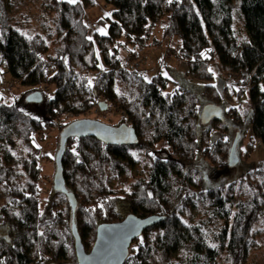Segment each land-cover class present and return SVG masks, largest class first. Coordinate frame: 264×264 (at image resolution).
I'll return each mask as SVG.
<instances>
[{"label":"trees","instance_id":"1","mask_svg":"<svg viewBox=\"0 0 264 264\" xmlns=\"http://www.w3.org/2000/svg\"><path fill=\"white\" fill-rule=\"evenodd\" d=\"M51 1L57 35L52 51L47 37L28 33L14 20L8 0H0V79L54 89H39L45 119L0 94V264H76L72 221L88 251L96 226L126 213L165 218L130 244L123 264H215L220 254L240 264L254 224L264 221V162L246 171L247 194L234 197L238 180L225 179L226 157L232 125H242L243 115L250 139L264 150V0L238 1L242 29L235 26L231 0H104L113 9L97 21L107 34L96 30L91 39L83 14L93 0ZM160 21L161 38L178 46L177 52L163 51L185 62V71L166 64L163 73L161 67L152 74L122 68L119 56L149 46ZM212 63L219 65L217 77ZM240 75V87L225 80ZM236 98H242L240 105ZM99 101L120 113L117 125L134 128L138 142L110 146L91 136L68 137L61 165L75 210L52 186L44 200L36 134L43 135L57 117L86 113ZM208 102L221 105L224 116L202 124ZM141 153L149 173L131 179ZM198 205L207 213L206 224H191L182 214L191 215ZM179 251L182 260L173 256Z\"/></svg>","mask_w":264,"mask_h":264},{"label":"rangeland","instance_id":"2","mask_svg":"<svg viewBox=\"0 0 264 264\" xmlns=\"http://www.w3.org/2000/svg\"><path fill=\"white\" fill-rule=\"evenodd\" d=\"M69 1V0H67ZM77 1V0H76ZM239 0H231L229 5H231L232 14L234 15V23L235 26L239 27L240 29L243 28L241 25V15H240V9H239ZM9 8L11 11V14L14 17V20L18 23L23 25L25 30L28 33L31 32H38L41 35H44L47 37V43L50 46V50L52 51L53 48L56 46L57 41V35L55 34V23L54 19L56 17V12L53 10V3L51 0H8ZM113 6L105 2L104 0H93V4L89 7H87L83 14V22H86L88 26V35L91 37L94 33V31H99L101 29H104L97 19L101 17L109 16L112 12ZM109 14V15H106ZM163 21H160L154 28L151 29L150 35H149V43L150 45L147 47H144L146 52V59L144 64L141 66L142 68H145L150 74L152 72H155L158 67L162 68V73L165 72V69L163 68L164 65H168L169 68L177 69L181 72L185 71L186 65L185 62L178 60L175 56L173 57L171 54H168L167 52L171 48H174L175 51L177 49V43L176 40H167L164 38H161V25ZM170 51V50H169ZM177 52V51H175ZM123 55V54H122ZM164 64V65H163ZM160 65V66H159ZM163 65V67H162ZM3 67H0V71H2ZM210 68L212 71H214L216 77L221 73L219 70V65H215V63H212ZM244 75H240L238 77L233 78L232 76L230 78H226L225 80L228 82V84L234 85L235 87H240L242 85L240 83V79H242ZM10 78L2 76L0 79V94L3 96L4 101L8 103H16L17 106L27 114H29L32 117L38 118V119H45L46 117V111H45V98L42 99L41 102H29L26 101L25 97L27 94L33 92V90H45L48 94L52 92L53 85H39L36 86V88L39 89H33V87L19 85V84H13L9 85ZM240 83V84H239ZM35 87V86H34ZM171 87V86H169ZM244 98V97H243ZM235 104H241L242 98L238 99L236 98L233 102ZM244 105V103H243ZM224 116V114H223ZM78 117H86V118H94L98 120H102L108 124L117 125V123L120 121V113L110 109L101 111L98 109V107H91L89 108V111L86 113L78 114V115H63L60 117H57L56 119L52 120V122L46 123V126L43 130V135L36 134V137L34 139V144L36 146H39L40 148V161L39 166L40 172H39V187L42 188L41 196L42 198L47 199V195H49L50 190L52 189V180H53V173L55 170L54 165V157L55 152L57 149V141H58V134L59 129L62 127L61 125L66 124L72 119H78ZM243 122L242 125L234 126L232 125V130L229 133V146L232 143V140L236 136L235 134L238 133L239 138L235 144L236 146V154L238 157V162L233 166H228L227 170L225 171V179H237L238 182L234 186V197L236 195H240L242 197L247 194V187L246 182L248 181L246 177V171L248 169H255L258 162L263 161L264 162V150L255 140L250 139V125L248 124V118L243 115ZM226 123L231 124L229 120H225ZM252 141L253 151L247 152L248 150V143ZM18 151L25 154L27 151V148H23L22 145H20L17 142ZM230 149V148H229ZM13 153V149H10ZM138 160H136L135 164L132 168V176L131 179H135V177H146V175L149 173V162L146 159V155L141 153L137 157ZM227 158V157H226ZM228 160V158L226 159ZM243 179V183L240 181ZM241 183V184H240ZM4 190L0 188V202H3L4 198ZM191 215H188L186 213H182L187 221L192 223H199V224H206L204 218L206 217L205 210L200 205L191 208L190 212ZM211 227V224H209V228ZM252 238L253 241L251 242L252 245H250L248 252L245 256V259L240 262V264H264V221H257V223L254 224L252 230ZM178 260H182L183 257H185V254H182V252H176L173 255ZM182 257V258H181ZM162 264V263H161ZM174 264H176L174 262ZM215 264H230L224 254L217 255L215 258Z\"/></svg>","mask_w":264,"mask_h":264},{"label":"water","instance_id":"3","mask_svg":"<svg viewBox=\"0 0 264 264\" xmlns=\"http://www.w3.org/2000/svg\"><path fill=\"white\" fill-rule=\"evenodd\" d=\"M29 102H41L42 93L40 90H33L25 97ZM101 111L107 110L104 101H99L97 105ZM223 119V109L221 105L208 102L200 112V121L202 124L209 123L210 120ZM58 148L55 152L52 187L57 192H62L69 201L72 210H75L76 197L72 191H68L65 186L63 167L61 159L68 137H93L107 145H128L134 146L138 142V137L134 128L126 122L118 125H110L101 119L78 117L67 122L59 129ZM230 144L227 155L228 166H233L238 162L236 154V142L239 138L238 133ZM164 215H148L146 217L136 216L133 213H126L124 218L115 222L100 223L96 226L94 242L91 248L86 251L80 241L79 234L72 221V241L73 252H75L76 264H123L129 253L130 244L149 226L164 219ZM53 264V263H52Z\"/></svg>","mask_w":264,"mask_h":264},{"label":"built area","instance_id":"4","mask_svg":"<svg viewBox=\"0 0 264 264\" xmlns=\"http://www.w3.org/2000/svg\"><path fill=\"white\" fill-rule=\"evenodd\" d=\"M144 46L140 45L134 51L119 56L118 64L124 69L139 70L146 59V52ZM167 52V56H168Z\"/></svg>","mask_w":264,"mask_h":264},{"label":"snow or ice","instance_id":"5","mask_svg":"<svg viewBox=\"0 0 264 264\" xmlns=\"http://www.w3.org/2000/svg\"><path fill=\"white\" fill-rule=\"evenodd\" d=\"M69 2L70 3H75L76 0H69ZM169 2H171V0H169ZM106 15H109V14H106ZM100 32H101L102 35H106L107 34L103 29H101ZM89 39H91V38L89 37ZM165 75H167V74L165 73Z\"/></svg>","mask_w":264,"mask_h":264}]
</instances>
